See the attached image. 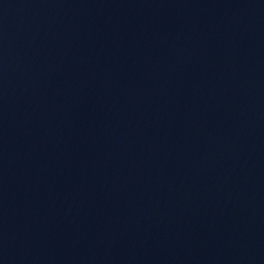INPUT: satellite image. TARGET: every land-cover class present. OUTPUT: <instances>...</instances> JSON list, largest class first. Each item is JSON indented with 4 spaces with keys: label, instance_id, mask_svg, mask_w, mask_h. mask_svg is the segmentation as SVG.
Segmentation results:
<instances>
[{
    "label": "water",
    "instance_id": "1",
    "mask_svg": "<svg viewBox=\"0 0 264 264\" xmlns=\"http://www.w3.org/2000/svg\"><path fill=\"white\" fill-rule=\"evenodd\" d=\"M0 264H264V0H0Z\"/></svg>",
    "mask_w": 264,
    "mask_h": 264
}]
</instances>
